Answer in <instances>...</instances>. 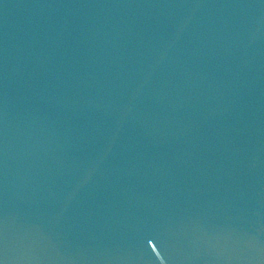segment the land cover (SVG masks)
<instances>
[{
    "label": "water",
    "instance_id": "water-1",
    "mask_svg": "<svg viewBox=\"0 0 264 264\" xmlns=\"http://www.w3.org/2000/svg\"><path fill=\"white\" fill-rule=\"evenodd\" d=\"M0 264H264V0H0Z\"/></svg>",
    "mask_w": 264,
    "mask_h": 264
}]
</instances>
